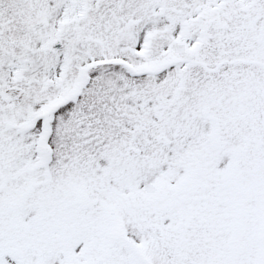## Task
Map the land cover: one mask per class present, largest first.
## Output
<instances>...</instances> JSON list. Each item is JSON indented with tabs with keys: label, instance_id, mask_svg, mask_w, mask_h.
Segmentation results:
<instances>
[{
	"label": "snow or ice",
	"instance_id": "1",
	"mask_svg": "<svg viewBox=\"0 0 264 264\" xmlns=\"http://www.w3.org/2000/svg\"><path fill=\"white\" fill-rule=\"evenodd\" d=\"M0 264H264V0H0Z\"/></svg>",
	"mask_w": 264,
	"mask_h": 264
}]
</instances>
